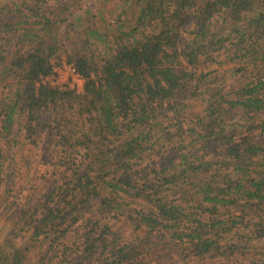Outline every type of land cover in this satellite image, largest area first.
Returning a JSON list of instances; mask_svg holds the SVG:
<instances>
[{
    "label": "trees",
    "instance_id": "obj_1",
    "mask_svg": "<svg viewBox=\"0 0 264 264\" xmlns=\"http://www.w3.org/2000/svg\"><path fill=\"white\" fill-rule=\"evenodd\" d=\"M51 1L0 0V137L54 167L11 201L0 163V264L247 257L264 242V0H114L68 53L53 33L70 8ZM66 64L82 91L49 83Z\"/></svg>",
    "mask_w": 264,
    "mask_h": 264
},
{
    "label": "rangeland",
    "instance_id": "obj_2",
    "mask_svg": "<svg viewBox=\"0 0 264 264\" xmlns=\"http://www.w3.org/2000/svg\"><path fill=\"white\" fill-rule=\"evenodd\" d=\"M13 1L14 3L21 4V0H10ZM117 1V0H116ZM51 4L58 5L55 0H52L50 2ZM60 4H64L65 7H63V10L58 11V16H63L67 18L66 15V7L70 8V17L60 25V29L57 30V32L53 33V35L57 38H60L61 36H65L66 39L63 38V43H62V50L64 53H68L69 51L72 52L71 50L73 49L74 43L78 42L79 40L83 39V33L85 27H89L90 25L94 24L93 21V15L95 18L98 19L97 13H101L104 19L110 20V17H112V13L115 10V5H114V0L109 2L108 4H103L102 0H61L59 2ZM89 11V15L86 13ZM87 18L88 21L91 22H84V27L82 28H77L76 27V18L83 16ZM57 16V18H58ZM114 17V16H113ZM76 31V32H75ZM62 68V67H61ZM58 68L57 69V75L54 78H50L48 81L52 86H58L63 83H59L60 81L62 82H68L75 86L79 91L83 90V85L84 81L83 79L81 80H75L74 77L70 74V72L67 70V67H63L62 69ZM60 72V78L57 80L58 74ZM8 87L4 88V84L0 81V102H2L5 98H2V96L9 95L8 94ZM15 89V88H14ZM19 128H17L18 130ZM16 133V132H15ZM15 136L14 134L12 135H7L5 134L4 136L2 135L0 137V154H2L3 157L0 156V163H3L7 166H14L16 167L15 169L17 174L13 181H8V188L13 189L14 191H18L14 198H10L9 200L13 201L18 198H22V195L27 199V197H34L36 196L37 189L33 191L30 190V187L32 186V183H35L36 188L41 184L42 179L40 177L42 175H45L47 180L51 173L54 170V167L52 166V163H50V156L47 154V163L44 161L45 159H42L43 156V145L41 142L35 143V145L29 141L25 136L17 137L18 141L16 146L13 145L12 142V137ZM23 136V135H22ZM13 146L15 149H13ZM14 156L15 160L9 161V159ZM49 156V157H48ZM3 158L6 159V161L3 160ZM6 172V171H5ZM29 172L32 173V176H28ZM44 180V181H45ZM43 184V183H42ZM41 184V185H42ZM40 188V187H39ZM23 189H25L23 191ZM27 189H29L28 192H25ZM2 200V199H1ZM21 203V202H20ZM10 213L5 211L3 208H0V237L3 236L5 237L4 234L8 229L12 227L11 221L10 220ZM121 226V225H119ZM125 227L124 225L121 226V228ZM14 229V228H13ZM11 229V230H13ZM73 238H70V241ZM2 240V238H1ZM69 241V240H68ZM158 241L155 239V242ZM161 241V240H160ZM157 244V243H156ZM160 243H158L159 245ZM252 246H255L256 249L249 250L248 253L249 255L247 257H242L239 259H233L231 261H224L223 259H216V261L213 262H218V264H254L251 263V261H259L255 258H262V254H264V242L260 241H255L252 242ZM160 248L153 251V255H155L154 260L152 261L153 263L151 264H174V262L179 261V254L174 250H168V246H164L165 251L162 249L161 245L159 246ZM164 251V252H163ZM155 252V254H154ZM178 258V259H176ZM252 258V260H251ZM176 259V260H175ZM214 263V264H215ZM51 264H65L63 263V256L56 253L55 255H52V263Z\"/></svg>",
    "mask_w": 264,
    "mask_h": 264
},
{
    "label": "built area",
    "instance_id": "obj_3",
    "mask_svg": "<svg viewBox=\"0 0 264 264\" xmlns=\"http://www.w3.org/2000/svg\"><path fill=\"white\" fill-rule=\"evenodd\" d=\"M63 67H64V68L67 67V70L70 72V74L74 77L75 80H81V76H80L79 74L76 73V71H75V69H74V67H73L72 65H67V64H66V65H64ZM63 67H62V68H63ZM62 68H61V69H62ZM59 75H60V72H59V74H58L57 80L60 78ZM58 82H59V80H58ZM59 83H63V84H61L60 86H63V85H65V84H70V86H73V85L71 84V82L68 83V82H63V81L61 82V81H60Z\"/></svg>",
    "mask_w": 264,
    "mask_h": 264
},
{
    "label": "bare ground",
    "instance_id": "obj_4",
    "mask_svg": "<svg viewBox=\"0 0 264 264\" xmlns=\"http://www.w3.org/2000/svg\"><path fill=\"white\" fill-rule=\"evenodd\" d=\"M82 79V78H81Z\"/></svg>",
    "mask_w": 264,
    "mask_h": 264
}]
</instances>
